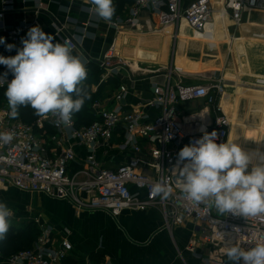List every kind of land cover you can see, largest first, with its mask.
<instances>
[{
  "label": "built area",
  "instance_id": "2783aa9c",
  "mask_svg": "<svg viewBox=\"0 0 264 264\" xmlns=\"http://www.w3.org/2000/svg\"><path fill=\"white\" fill-rule=\"evenodd\" d=\"M221 1L238 25L244 24L245 16L249 21L252 13H264V0ZM142 8L152 10L163 28L184 19L194 33L204 32L214 13L212 0H191L187 4L184 0H133L128 18L131 24ZM6 9L0 11V37L14 45L9 56H15L22 50V41L27 39V32L34 23L22 18L8 25L3 20ZM261 35L264 37V33ZM62 42L73 50L77 48L69 37ZM3 44H0V52ZM114 47L111 44L101 58L102 67L108 71L128 65L124 58L117 56ZM5 73L0 71L5 81L0 90L6 89L7 83L14 79L13 73L7 71L4 77ZM88 73L87 69V77ZM153 90L151 104L160 106L161 112L152 120L146 121L141 109H127L122 104L98 111L97 102L94 112L98 119L78 126L74 114L71 128L57 126L51 116L38 117L32 123L11 119L7 102L0 96V132L14 135L10 144L0 146V189L13 186L22 192L67 200L78 210L103 211L112 217H118L125 209H159L168 229L187 221L201 224L202 240L208 248L206 256L201 258L202 264H232L225 254L226 247L235 243L247 250L264 240V215H220L215 208L190 202L179 187L178 175L183 167L178 162V153L184 146L200 139L205 132L215 131L217 144L229 140L231 120L221 104L224 82L212 78L192 85L173 84L170 74L165 84H157ZM197 98H204L205 104L178 116L177 106L181 102ZM118 99H122L120 94ZM212 112L215 114L211 115ZM119 126L123 127L122 147L132 146L139 151L138 141L146 140L153 158L152 173L141 171L137 158L115 168L102 165L98 150L111 145ZM77 147L85 150L84 156H79ZM161 180L172 188L167 199L152 193L153 185ZM14 219L13 213L11 220ZM40 231L31 248L7 257L0 249V264H65L73 250L70 240L56 237L50 226H43ZM189 249L194 251L193 245Z\"/></svg>",
  "mask_w": 264,
  "mask_h": 264
},
{
  "label": "crops",
  "instance_id": "0c3cea01",
  "mask_svg": "<svg viewBox=\"0 0 264 264\" xmlns=\"http://www.w3.org/2000/svg\"><path fill=\"white\" fill-rule=\"evenodd\" d=\"M184 1L187 4L191 0ZM212 2L214 12L218 13L202 34L194 33L184 19L163 28L157 16L148 8L140 9L135 23L131 24L128 18L133 0H113L115 8L116 4L123 7L122 10L116 9L111 22H104L89 11L92 5L88 0H0V11L7 8L3 17L6 24L11 25L27 18L34 26L38 25L51 34L54 43L63 44V38L68 35L73 37L77 48L72 54L86 61L89 76L92 72L97 75L98 81L91 85V91L97 95L90 105V111L96 118L98 115L94 112V105L98 102V111L120 104L127 109H141L145 113V120L149 121L161 112L160 106L151 104L154 86L165 84L167 75L170 74L173 84L180 82L192 85L212 78L222 80L225 94L221 102L224 99L226 110L230 109L228 102L234 101L228 88L233 83L242 82L236 81L242 80L244 76H255L256 79L238 87V98L243 96L238 93L239 90L264 92V68L241 67L231 72V68L216 65L215 60L209 58L213 56L212 52L225 46L228 53L237 49V55L242 60L245 56L244 47L248 42L255 47L264 45L259 38H253L254 32L248 27H244V31L251 33V36L244 34L241 39L231 37L228 31L234 22L231 15L227 13L228 18L219 11L223 6L221 0ZM38 5L41 7L38 8ZM51 16L56 19L53 20ZM245 19L247 20V16ZM54 21L60 24L61 31L54 25ZM251 41H254L253 44ZM6 44L11 43L5 42L2 46ZM111 44H114L117 56L128 63L125 68L108 71L102 67L101 58ZM11 51L6 50L4 55L9 57ZM90 63L94 66L89 65ZM119 94L122 99H118ZM249 95L254 101L261 103L260 109L254 107L253 111L262 115V121L253 124L239 121L235 105L232 116L237 122L231 137L234 134L239 137L241 142L235 143L242 150L250 152L253 164L249 168H252L264 158V99ZM203 104L204 98L183 101L177 106V114L181 117L192 110H198ZM214 114L215 112L211 113ZM228 114H231V109ZM123 140V127L119 126L111 145L102 146L98 150V159L102 165L115 168L131 158H137L140 160L138 168L152 173L153 158L146 140L138 141L141 146L139 151L132 146L122 147ZM77 151L79 156L85 155L83 148L77 147ZM0 191L13 193V196L5 198L1 195L10 209L14 205L20 206V211L28 207L35 209L41 213L45 224L54 229L56 237L59 232V236L70 240L73 250L67 264H70V260L78 261L79 264H202L201 258L208 251L200 233L201 224L187 221L180 225L173 224L168 229L159 209H125L118 217H112L103 211L78 210L67 200L22 192L13 186ZM191 245L194 251L189 249Z\"/></svg>",
  "mask_w": 264,
  "mask_h": 264
},
{
  "label": "clouds",
  "instance_id": "9594fccd",
  "mask_svg": "<svg viewBox=\"0 0 264 264\" xmlns=\"http://www.w3.org/2000/svg\"><path fill=\"white\" fill-rule=\"evenodd\" d=\"M89 3L92 5L89 11L98 19L112 21L116 13L113 0H89ZM53 41L51 34L33 26L22 41V50L15 56H0V64L14 75L4 93L10 109L7 114L15 119L20 107H31L36 116L44 119L51 116L57 126L71 128L74 114L91 98L83 86L87 79L86 61L73 55V49L66 43ZM3 43L4 38L0 37V44ZM6 47L11 51L14 45ZM4 82L0 77V85ZM216 138L215 131L205 132L178 153V162L183 164L178 171L181 191L188 201L215 208L220 215H264V158L249 171L252 155L231 140L217 144ZM13 139V133L0 132V146L10 144ZM152 193L167 199L172 188L161 180L153 185ZM12 216L7 204L0 202V240L6 239ZM225 254L232 264H264V240L247 250L233 243L226 247Z\"/></svg>",
  "mask_w": 264,
  "mask_h": 264
},
{
  "label": "rangeland",
  "instance_id": "374dc122",
  "mask_svg": "<svg viewBox=\"0 0 264 264\" xmlns=\"http://www.w3.org/2000/svg\"><path fill=\"white\" fill-rule=\"evenodd\" d=\"M217 13L218 12H215L213 14V17ZM244 22H245L244 26H240L234 22L229 26L228 31H230L231 37L241 38L243 37L244 34L251 36V33H247L244 31V27L250 28L252 32L264 33V26H263L264 25V13L254 12L251 15L250 22H248V24L246 25L247 20L245 19V17H244ZM256 24H259V25H256ZM260 41L264 42V40H260ZM234 42L236 43L235 39H234ZM239 42L240 41H237V43ZM251 42L253 44L254 41H251ZM234 46L236 47V45ZM244 54L245 56L242 57V60H241V58H239V56L237 55L235 49L231 53H228V49L225 46H222L219 49H216L214 52H212L211 55L213 56H210L209 58L215 60L216 65L226 67V68H231L230 70L231 72H234L235 69H238L241 67L253 68L254 66H258L260 68H264V45L255 47L253 45L250 46V43L248 42V44L244 47ZM251 79H256V77L251 76L250 78H245L244 76L242 77V80L238 79L239 81H236V82H240V81L242 82H240L239 84L233 83V85L228 88V92L230 93L231 98L233 97L232 99H234L233 102L232 101L228 102V106L231 109V115L234 114L233 108L236 105V113H237V118L239 119V121L241 122L244 121L249 124L258 123L262 121V118L260 119V116L262 115L259 112L253 111L255 110L254 107L259 110L261 103L254 101V99H252V97L249 94L257 98L264 99V92H254L252 89L251 91L250 90L249 91L239 90L238 93L243 94V96L238 98V95H237V89H239L238 87L245 86L246 82L251 81ZM234 95H235V98H234ZM230 109L227 111L230 112ZM233 128L234 129L236 128L234 127V123H233V126H231L229 140L231 141L235 140L234 142H241L239 141L240 140L239 137H236L235 134L233 138L231 137L232 133H234L235 131ZM243 151L250 154V152L246 150H243ZM248 170L251 171V166ZM1 195L3 198H5L8 195L13 196V193L9 191L2 193V191H0V202H4ZM12 207L13 208H11V210L14 213L15 219L11 220V222L14 221L12 225L16 227L17 232L28 234V232H31L32 230H35V229L41 230L43 226H47L43 220V217L40 216L41 213L37 212L35 209L33 210L32 208L28 207V208H25V210L20 211L18 209L20 206L14 205ZM59 235L60 234L58 232L57 237H61Z\"/></svg>",
  "mask_w": 264,
  "mask_h": 264
},
{
  "label": "trees",
  "instance_id": "16d2710c",
  "mask_svg": "<svg viewBox=\"0 0 264 264\" xmlns=\"http://www.w3.org/2000/svg\"><path fill=\"white\" fill-rule=\"evenodd\" d=\"M122 7L123 5L120 6V4H116V9L122 10ZM6 50L7 47L3 46L0 52V56L8 57L7 55H4ZM89 65H93V64L90 63ZM0 71L7 72L8 69L6 68V66L0 64ZM96 76L97 75H95L94 72H92L90 76L88 75L87 79L83 82V86L85 87L91 98L89 100H86L82 110L75 114L76 122L78 126L90 124L91 122L98 119L90 111V105H92V103L95 101L97 95V93L91 91V85L93 84V82L98 81ZM5 90L6 89L0 90V96L4 100H6V97L4 95ZM17 118L23 120L26 123H32L38 118V116L34 114V110L31 109V107H20L19 115ZM12 223L7 233L6 239L0 241V249L5 257L10 256L20 250L33 247L38 235L41 232L39 229H35L32 230L31 232H28V234L19 233L16 231V227L12 225ZM67 263H69V261L65 262V264ZM70 264H79V262L70 260Z\"/></svg>",
  "mask_w": 264,
  "mask_h": 264
},
{
  "label": "bare ground",
  "instance_id": "6f19581e",
  "mask_svg": "<svg viewBox=\"0 0 264 264\" xmlns=\"http://www.w3.org/2000/svg\"><path fill=\"white\" fill-rule=\"evenodd\" d=\"M219 11H220V12H223L224 14H226V15L228 16L227 12H226L225 9H224V6H222V8H221ZM214 13H215V12H214ZM214 13H213V14H214ZM212 18H213V16H212ZM228 18H229V16H228ZM211 21H212V20H211ZM211 21H210V22H211ZM210 22H208V24H209ZM232 22H233V21H232ZM247 22H248V21H247ZM208 24L206 25V28H207ZM263 26H264V25H263ZM206 28H205V30H206ZM205 30H204V31H205ZM246 30H248V29H246ZM202 33H203V32H202ZM202 33H198V34H202ZM259 34L261 35L260 32H254V33H253V38L256 37V38H259L260 40H262V39L264 40V38H261V37H263L262 35H261V37H258ZM240 39H241V38H240ZM236 53H238V52H237V49H236ZM221 104H222V106H223L225 112L229 113V111H227L226 108H225V106H224V99H223V101H222ZM230 116H231V117H230V120H231V126H233V123H234V126H235L237 120H236L231 114H230Z\"/></svg>",
  "mask_w": 264,
  "mask_h": 264
},
{
  "label": "water",
  "instance_id": "95a60500",
  "mask_svg": "<svg viewBox=\"0 0 264 264\" xmlns=\"http://www.w3.org/2000/svg\"><path fill=\"white\" fill-rule=\"evenodd\" d=\"M43 11H44L45 13H47L46 10H43ZM51 17L53 18V20L56 19V18H54L53 16H51ZM54 22H55V25H56L58 28L62 29V27L60 26V24H58L56 21H54ZM68 37L71 38L73 41H75V40L73 39L72 36H69V35H68ZM142 210L144 211V210H146V209H142ZM142 210H141V211H142ZM98 212H101V211H98Z\"/></svg>",
  "mask_w": 264,
  "mask_h": 264
}]
</instances>
